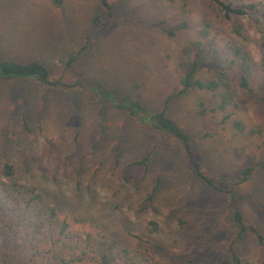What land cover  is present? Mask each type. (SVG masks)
I'll list each match as a JSON object with an SVG mask.
<instances>
[{
	"label": "rangeland",
	"instance_id": "374dc122",
	"mask_svg": "<svg viewBox=\"0 0 264 264\" xmlns=\"http://www.w3.org/2000/svg\"><path fill=\"white\" fill-rule=\"evenodd\" d=\"M222 1L255 10L227 20L208 0H110L112 15L93 28L101 0H69L60 9L51 0H0V58L39 60L69 82L102 81L151 109L175 94L179 57L206 20L208 43L224 54L233 43L248 50L254 92L242 94L238 108L217 111L216 98L199 92L170 105V116L190 134L203 171L220 189L197 176L172 137L138 126L86 90L32 83L0 82V164L20 168L19 178L55 201L73 231L101 230L120 248L132 247L134 235L145 236L155 220L161 232L152 241L174 264H233L231 248L243 264H264L252 234L235 240L230 208L235 196L246 224L264 235V134L248 137L228 119L264 126V0ZM87 36L89 49L68 67ZM145 157L148 170L137 165ZM23 165L31 167L28 173ZM249 167L254 171L244 181Z\"/></svg>",
	"mask_w": 264,
	"mask_h": 264
},
{
	"label": "trees",
	"instance_id": "16d2710c",
	"mask_svg": "<svg viewBox=\"0 0 264 264\" xmlns=\"http://www.w3.org/2000/svg\"><path fill=\"white\" fill-rule=\"evenodd\" d=\"M68 1L51 0V3L60 9ZM208 1L216 5L227 20L232 16L251 15L255 10L254 4L234 5L222 0ZM182 9H185V4ZM106 14L109 17L112 15V4L110 0H101L100 10H97L92 20L93 28L100 27ZM210 36L211 21L208 19L200 30L198 39L190 41L179 57V81L175 94L166 97L158 109H151L132 95L120 93L102 81L76 78L69 82L64 76H54L39 60L22 62L0 58V82L32 83L48 89H72V92L86 90L117 112L129 116L138 126L156 135L176 140L197 176L209 187L218 190L220 188L203 171L196 157L192 137L169 114L175 97L183 98L195 92L212 94L216 98V110L225 112L231 107H239L238 98L242 94L254 92L255 66L250 52L240 44L233 43L229 47V54H224L208 43ZM89 40L87 36L85 43L79 47V54H74L68 67L82 55L80 53L89 49ZM205 70L210 72L207 76L202 74ZM261 70L264 73V54ZM24 119V124L28 127L27 112L24 113ZM228 119H232L235 130L248 137L264 134L262 125L249 127L240 119L231 116ZM148 161L149 158L145 157L137 165L148 170ZM259 164L264 168V160ZM21 168L27 173L31 169L29 165ZM19 169L10 162L0 164V264H174L168 258L166 250L152 241V237L161 232L157 221L147 223L145 236L134 235L137 242L132 247L120 248L117 239L108 237L101 230L73 231L70 222L62 217L57 203L48 199L28 178L20 179ZM253 171V167L243 171L244 181L249 179ZM234 201L236 198L232 196L230 208L238 227L235 240L241 241L247 234H252L264 250V235L255 226L246 224L241 209ZM231 254L233 264H243L233 248Z\"/></svg>",
	"mask_w": 264,
	"mask_h": 264
}]
</instances>
